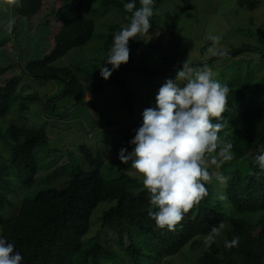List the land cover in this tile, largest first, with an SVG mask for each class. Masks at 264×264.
Listing matches in <instances>:
<instances>
[{
  "label": "trees",
  "instance_id": "obj_1",
  "mask_svg": "<svg viewBox=\"0 0 264 264\" xmlns=\"http://www.w3.org/2000/svg\"><path fill=\"white\" fill-rule=\"evenodd\" d=\"M163 1L154 0V13ZM84 2L21 0V7H10L7 11L15 23L10 34L0 25V121L16 103L22 111L39 98L36 91L22 92L26 77L42 83L63 84L61 94L47 97V107L68 96L75 98L77 104H85L86 92L95 95L102 88L113 86V93L121 102L119 106L126 112L124 121L102 124L105 128L111 126L110 131L115 129L111 143L113 158L103 163L100 152L95 154L82 144V162L72 166L64 186L43 188L32 197L21 198V190L35 185L39 162L44 160L41 156L37 159L35 150L49 144V135L45 125L10 122L4 129L0 127V139L9 151V157L0 166L2 237L12 241L15 250L21 253V264H169L168 260L187 246L190 250L200 249V254L192 257L193 264H264V174L259 179L254 175L259 171L255 157L264 148V26L254 31L240 28L239 31L253 37L254 42L225 48L227 56H206L207 64L215 73L213 78L229 88L223 117L213 123L224 125L218 135L233 144L234 158L223 162L219 169L209 167L210 173L219 171L227 177V185H222L213 175L211 182L205 185L208 195L185 214L175 231H168L158 229L148 215L149 194L143 187H136L139 178L132 175V161L123 164L119 160L121 148L133 150L130 141L143 124L142 113L146 108L155 107L156 101L144 104L143 98L148 99L149 94L133 92L126 83L127 71L121 66L110 78L104 79L100 66L95 65L94 70L81 75L79 68L54 65L72 49L87 45L94 36L95 21L85 15ZM129 2L132 0H104L102 5L114 9L122 21L129 22L131 13L123 7ZM261 2L236 0L240 8L250 9ZM135 4L140 7L139 0H135ZM184 7L189 17H193L192 0H184ZM178 21L175 13L167 15V31L174 34ZM111 29L119 30L120 25L113 24ZM114 35L109 34L105 41L106 51L111 48ZM39 42L47 45L43 53H39ZM33 50L38 53L32 56ZM206 57L189 62L193 67H200ZM178 63H152L153 71L137 69L147 76V86L153 87L157 85L154 79L162 75L175 76L174 67ZM83 78L89 81L86 87ZM135 101L140 105L137 112L134 111ZM90 104L93 106L92 99ZM57 115L60 119L67 116L65 113ZM55 162L50 158L44 165L51 166ZM64 169V166L57 167L53 173ZM220 196L225 198L220 199ZM102 202L108 205L97 217L100 226L96 233L90 235L93 212ZM221 221L223 237L210 246L205 244L202 238ZM235 237H239L238 246L226 248L225 240Z\"/></svg>",
  "mask_w": 264,
  "mask_h": 264
},
{
  "label": "rangeland",
  "instance_id": "obj_2",
  "mask_svg": "<svg viewBox=\"0 0 264 264\" xmlns=\"http://www.w3.org/2000/svg\"><path fill=\"white\" fill-rule=\"evenodd\" d=\"M103 1L85 0L84 2L85 15L95 21L92 40L82 48L72 49L67 55L58 59L54 65L79 68L81 75L85 71L94 70L93 66L95 65L98 68L106 66L111 69V65L106 64L108 51L104 49V43L109 34L117 33L129 22L122 21L114 9H106L102 5ZM192 2L194 4V9L191 11L193 17H189L188 11L184 7V0H164L151 19L152 26L149 29V34L129 42L130 60L127 64H122L121 67L127 71L125 73L126 83L133 92H143L145 96L146 93L149 94L148 99L143 98L144 104H147L148 101H156L159 88L168 78L175 79V76L162 75L160 79H154L157 82L154 83L157 84L156 86L148 87L147 76L137 68H147L153 71L155 67L151 66L152 63L162 64L169 61L180 62L177 67H174V70H178L183 66L182 62L187 59L195 61L198 60V57L210 55L208 53L210 47L227 49L231 45H238L241 42H254V38L247 36L244 31H239L240 28H250L254 31L260 25L264 26V0L254 9L240 8L236 0H192ZM9 9L10 7L0 6V25L5 28L9 20L13 18L12 15L8 16ZM170 13H175L179 17L174 34L167 31L166 20ZM113 24H119L120 29L112 31L111 25ZM50 28H52V24ZM33 29H35L34 25ZM214 35L222 38L218 45H213L212 40L209 39ZM47 42L49 43V40ZM37 47L39 53H43L47 49L45 42H39ZM37 53V50H33L31 55ZM132 68L134 70H131ZM148 76L150 77V75ZM25 79L26 82L24 80L21 86L22 92L33 93L36 91L39 98L30 102V107L22 111L16 103L7 117L0 121V127L4 129L10 122L23 125H45L49 135V144L35 150L37 159L41 156L44 160L39 162V169L34 177L35 185L25 191L21 190V198L32 197L43 188L64 186L70 178L72 166L82 162V157H84L81 150L82 144L89 147L95 154L100 152L103 163L111 160L113 158L111 143L114 139L115 129L110 131L111 126L105 128L102 124L126 119V112L124 113L123 107L119 106L121 102L114 95L113 86L102 88L95 95L86 92L84 95L87 105L86 102L81 105L77 104L75 98L68 96L57 99L56 103H50V106L47 107L45 105L47 97H56L61 94L63 84L56 81L42 83L31 77ZM82 81L84 87L89 85V81L87 82L84 78ZM91 99L93 106L90 104ZM144 104L141 105L144 107ZM139 106V102L135 101V112ZM63 113L67 116L60 119L57 114ZM8 157V148L0 139V166ZM50 158H54L56 162L45 167L44 164ZM52 160L51 162H53ZM60 166H64L63 172L58 171L57 174H54L53 172ZM133 174L139 178L136 187H143L142 179L135 173V170ZM13 182L16 183L17 180L14 179ZM107 203H100L94 210L90 235L95 234L100 226L97 217L107 207ZM221 237H223L222 231L219 236L214 237V240ZM0 238H3L1 232ZM205 239L206 237L202 238L204 243ZM7 241L13 244L12 241ZM188 247H185L182 253L171 257L168 260L169 264H193L192 257H197L200 254V249L190 250Z\"/></svg>",
  "mask_w": 264,
  "mask_h": 264
},
{
  "label": "clouds",
  "instance_id": "obj_3",
  "mask_svg": "<svg viewBox=\"0 0 264 264\" xmlns=\"http://www.w3.org/2000/svg\"><path fill=\"white\" fill-rule=\"evenodd\" d=\"M135 0L125 3L124 10L131 13L129 23L115 33L113 43L106 56V66L100 67L104 79L130 60L129 42L149 34L151 17L154 15V0ZM3 7H21V0H0ZM15 21L6 25L9 34ZM213 45H218L220 36H210ZM211 56L225 57L226 49L210 47ZM193 67L187 60L176 72L175 79L168 78L156 94L155 107L146 108L143 124L136 129L130 141L134 148L119 151L123 164L132 161V168L142 179L143 188L149 194L148 215L158 229L175 231L185 214L208 195L206 183L213 175L222 185L228 178L219 171L209 172L210 166L219 169L223 162L231 161L233 144L218 135L223 129L221 120L226 109L229 88L214 79L215 73L206 62ZM259 171L257 179L264 174V148L255 157ZM220 196V199H224ZM224 223L214 225L205 239L209 246L219 236ZM239 237L225 240V247L238 246ZM23 257L15 246L0 238V264H21Z\"/></svg>",
  "mask_w": 264,
  "mask_h": 264
},
{
  "label": "water",
  "instance_id": "obj_4",
  "mask_svg": "<svg viewBox=\"0 0 264 264\" xmlns=\"http://www.w3.org/2000/svg\"><path fill=\"white\" fill-rule=\"evenodd\" d=\"M90 106V105H89Z\"/></svg>",
  "mask_w": 264,
  "mask_h": 264
}]
</instances>
